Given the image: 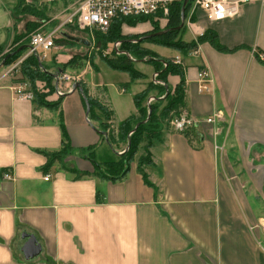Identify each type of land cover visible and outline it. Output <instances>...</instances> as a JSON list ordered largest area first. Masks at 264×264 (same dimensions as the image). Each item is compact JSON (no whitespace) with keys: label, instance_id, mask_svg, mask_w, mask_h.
I'll return each mask as SVG.
<instances>
[{"label":"crops","instance_id":"obj_1","mask_svg":"<svg viewBox=\"0 0 264 264\" xmlns=\"http://www.w3.org/2000/svg\"><path fill=\"white\" fill-rule=\"evenodd\" d=\"M180 30L186 44L209 31L232 52L207 42L196 43V55L173 50L166 59L179 58L184 73L179 112L201 123L182 134L165 129L149 149L152 164H132L119 180L93 175L107 144L75 83L54 84L48 100L65 92L55 110L0 87V264H264V234L251 230L262 218L260 203L264 210V0L239 3L236 17L219 22L190 5ZM203 68L207 93L196 77ZM80 81L112 111L106 87ZM178 82L167 77L170 89ZM215 113L214 123L203 121ZM134 114L135 107L123 120ZM63 143L66 152L47 167ZM24 235L40 247L29 260Z\"/></svg>","mask_w":264,"mask_h":264},{"label":"trees","instance_id":"obj_2","mask_svg":"<svg viewBox=\"0 0 264 264\" xmlns=\"http://www.w3.org/2000/svg\"><path fill=\"white\" fill-rule=\"evenodd\" d=\"M182 1L183 0H178L175 4L172 5L169 17L165 21L166 25L162 30L172 29L180 24L179 13ZM190 4L191 0H189V2L187 3L185 11L187 7L190 6ZM17 7L19 8L20 4ZM14 11L13 12L16 13V10ZM150 19H153V17L117 18L112 21L108 31L105 34H102L104 36L102 38L99 37L94 42L95 48L97 49H103L104 45H108L114 42H121L123 45V51H126L134 56L135 61L141 60L143 58L148 59L147 62L153 67V74L156 75L155 81L161 83L155 84L153 82H150L141 92L135 94L132 97L133 105L135 107L136 115L138 118L137 120H135L134 115H131L117 125L115 130L117 133L115 139L118 141L126 140L128 145L126 151H124V153L120 155L119 158L107 160L103 163L94 162L93 175L108 181H115L124 177V175L129 171L128 166L133 162L140 146L143 143H146L145 151L148 157V159L146 160L148 161L140 157L138 166L150 165L152 161L149 149L155 142L160 140L162 132L165 129L169 128V125H163L164 121L168 118L171 112H177L184 106V73L181 65L173 64L171 62V59H163L162 61H159L161 58L155 57L153 53L143 48L140 44H135L132 42L128 43L126 39L121 36L122 25L135 26L139 21H141L142 23H146L150 21ZM35 24L36 23H27L26 29H36L38 25L36 26ZM73 28L75 30V27ZM180 33L181 30L169 31L166 34L157 37L155 40L158 41V44L160 45L159 47L172 49L182 55L194 50L196 48V43L199 44L203 42L209 43V45H211L218 52H232L223 48L218 43L214 34L209 31H206L200 38H198L196 43L190 42L188 44L181 41L179 37ZM22 36L24 37L23 34L19 35V37H17L19 39L17 40H22ZM54 42L55 44L60 46H63L65 44H73L63 37L55 38ZM22 52L23 51H18V49L13 50L10 56H5V64H8V61L13 62L14 60H16L20 56V53L22 54ZM112 54H115V52L113 51ZM81 59L82 58H78L77 56H72L70 60L62 64V69L60 68V70L63 73L64 68H76L79 62L84 60ZM103 59V62L111 70L126 73L131 83L145 79V76L137 72V70L134 68V62H131V60L126 56H117V58L115 59ZM259 60L264 64V60ZM42 69L43 65L37 59V57L30 56L20 66V76L17 81H22V79H24L30 84V86H32V102L35 106L55 110L60 105L61 97L56 101H48L50 93L54 94V77L53 75L47 73V71L45 72V70ZM168 76H176L179 78V82L173 89H170L168 87ZM80 90L83 95V100L86 101L88 105V119L94 123V128L98 131L97 133L99 134L101 142H106V144L112 148V141L114 140V137L110 122L113 117V112L106 106L102 105L100 101H97L96 99L91 98V96H88L84 85L80 84ZM153 92H155L156 95L153 96V101L149 105H147V100L151 97V94ZM147 116L148 119L146 120V122H143L147 118ZM131 123H134V127L131 126ZM137 124L138 126L135 128V125ZM61 129L63 141H67L62 126ZM105 133H107V135L103 137V134ZM66 145L67 144L65 143L63 145V148L58 153L49 155L47 157L49 159L47 167H50V165L57 161L60 156H62V154L66 152ZM92 155L93 151H86V153H84V157L91 161L93 160L91 159ZM146 184L148 183L146 182Z\"/></svg>","mask_w":264,"mask_h":264},{"label":"rangeland","instance_id":"obj_3","mask_svg":"<svg viewBox=\"0 0 264 264\" xmlns=\"http://www.w3.org/2000/svg\"><path fill=\"white\" fill-rule=\"evenodd\" d=\"M19 4L20 7L18 8L17 6H19ZM65 8L66 4L63 0H0V70H7L15 67L16 73H14V78L19 79L20 66L28 57L34 56L32 54H29L28 52L29 36L34 32L45 34L53 33L55 35V38H61L63 37L62 35H66L70 37L81 38L89 42L88 46L72 42L73 44L63 45L59 52H38V55L40 57L45 56V59L41 61V64L43 65L42 70H45V72L47 71V73H50L53 76L58 71L62 73L60 68L62 69L63 61L62 59H58L55 54L61 55L59 58H62V56L64 55V60H70L69 58H71L72 56H77L78 58L84 59L80 62V59L78 60L79 64L76 68H64L63 73L70 75L78 84H82L80 81L82 80L90 89H95L97 87H106V96L110 100L109 104H111L112 106V111L114 110V120L110 122L114 140L112 141L113 148L110 149L109 145H104L98 154L104 155V161L119 158V156L122 155L124 151H126L128 145L126 140L118 141L115 139L117 133L115 131L116 129L112 127V124L113 126H117L123 121V117H125L130 112H133L134 107L132 104V95L142 89L141 87L143 85H147L148 83L153 82L151 81L153 67L147 62V58L135 61L134 56L126 51H123V45L121 42H114L108 45H104L103 49L95 48L94 42L99 37L102 38L104 35L95 30H92L91 32H80L77 29L74 30V28L70 24H63L64 19L70 14V12L63 13ZM14 10H16V13H14ZM27 23H36L35 25L38 26L36 27V29H26ZM165 23V20L162 18H153L146 23H142L141 21H139L135 26L122 25L121 36L125 38L128 43L132 42L135 44H140L143 48L153 53L155 57L161 58L159 61H162L168 56L173 55L174 51L172 49L159 47L160 45L158 44V41L155 40L159 36L153 37L152 34L160 32L158 30H162L166 25ZM22 34L24 35V37L22 36V40H17L19 39L17 37ZM16 49H18V51H23L22 54L20 53V56L13 62L8 61V64H5V56H10L12 54V51ZM113 51L115 52V54H112ZM117 56H126L131 60V62L133 61L135 64L134 68L137 70V72L141 74L144 73L143 75L145 76V79L131 83L126 73L111 70L103 62V58L115 59L117 58ZM52 61L53 64L51 63ZM48 63L51 64L45 65ZM95 67L97 70L95 69ZM74 73H76V75H74ZM22 81L26 82L27 85L29 84L24 79H22ZM6 82L7 84L10 83L7 80ZM53 84H55L54 81ZM121 86H125L127 88L126 93L123 95L119 93V88ZM28 87L30 90L32 89V86H30V84L28 85ZM98 89H100L101 91V88H97V90ZM100 91L97 92L100 93ZM53 95V93H50L49 98L53 97ZM94 99L100 101L102 105L108 108V106L103 103L100 98V100L98 99V97ZM149 99L147 100V105H149L153 101H149ZM48 101L50 102V100ZM178 114L179 110L177 112H171L168 118L164 121L163 125H169V121L176 117ZM134 116L135 120H137L138 118L136 115V110ZM147 119L148 116L143 122H146ZM131 126L134 127V123H131ZM137 126L138 124L135 125V128ZM105 135H107V133H105L104 136ZM145 145L146 143H143L140 146L133 162L128 166L129 168L132 164H136L138 166L140 157L145 160L148 159L145 151ZM223 150L224 153L227 154V150L225 148ZM230 157L232 159V153H230ZM259 212L262 216V218L260 219H263V223L264 210L262 209L261 211V203L259 204ZM255 229L261 234L264 233L261 225H259L258 222L255 224Z\"/></svg>","mask_w":264,"mask_h":264},{"label":"built area","instance_id":"obj_4","mask_svg":"<svg viewBox=\"0 0 264 264\" xmlns=\"http://www.w3.org/2000/svg\"><path fill=\"white\" fill-rule=\"evenodd\" d=\"M53 1V0H48ZM66 4V8L63 13L70 12V14L64 19L63 24H70L80 32H91L95 30L100 34H105L113 20L117 18H129V17H153L162 18L165 21L169 17L170 10L173 4L178 0H63ZM251 0H241L240 2H230L228 0H191V4L194 9H199L206 13L209 20L214 22L223 21L226 19H232L238 14L239 3H247ZM263 1V0H261ZM55 35L53 33H39L34 32L29 36L28 52L37 57L41 62L45 59V56L40 57L38 52L56 51L59 52L62 46L55 44ZM118 45V43H117ZM192 55L197 54V48L190 52ZM263 60V57L260 56ZM171 62L175 65H181L180 59L175 57L171 59ZM16 73L15 67L11 69L0 70V87L7 84L6 80L10 83L7 87L13 92L15 98L23 101H33V94L29 89L26 82L17 81L14 78ZM155 74L153 75V82L155 84H161L155 81ZM197 80L200 83L199 92L207 93L210 91L207 83L210 82V73L207 69H201L197 72ZM6 82V83H5ZM76 83L75 79L66 73H59L55 79L57 85H65ZM65 92L56 89V96L61 97ZM153 99H149L152 101ZM148 101V102H149ZM219 117L218 113H215L210 118L203 120L207 124H212ZM201 123V121L193 120L192 117L186 111H180L179 114L169 121V128L174 133L182 134L188 128H192ZM7 180H11V177L5 175ZM48 180V177L44 179ZM263 219H259L258 223L261 225L264 231ZM255 229L252 227L251 230ZM264 234V233H263Z\"/></svg>","mask_w":264,"mask_h":264},{"label":"water","instance_id":"obj_5","mask_svg":"<svg viewBox=\"0 0 264 264\" xmlns=\"http://www.w3.org/2000/svg\"><path fill=\"white\" fill-rule=\"evenodd\" d=\"M189 2V0H183L182 1V4H181V8H180V24L175 27V28H172V29H166V30H162L160 32H157L155 34H152L153 37L155 36H161V35H164L166 33H168L169 31H179L182 27H183V24H184V11H185V7L187 5V3ZM63 38L67 39L68 41H71V42H74V43H77V44H81V45H84V46H88L89 45V42H87L86 40L84 39H81V38H77V37H70V36H66V35H62ZM60 73V71L56 72V74H54V78L56 79L57 78V75ZM80 90V85L78 83H75L73 85V91L75 90ZM167 89V88H165ZM85 102V106H86V113L88 114V105H87V102ZM22 238H25L26 239V242L25 244L23 245L22 249H21V252L23 254V257L25 260H29V259H32L33 257L37 256L40 252V247L38 246V244L36 243V240L34 237H30V236H27V235H24Z\"/></svg>","mask_w":264,"mask_h":264}]
</instances>
